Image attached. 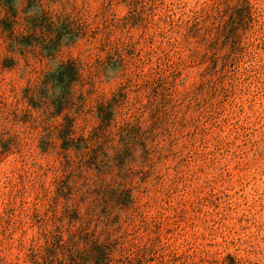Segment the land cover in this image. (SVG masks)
Instances as JSON below:
<instances>
[{
	"label": "rangeland",
	"instance_id": "rangeland-1",
	"mask_svg": "<svg viewBox=\"0 0 264 264\" xmlns=\"http://www.w3.org/2000/svg\"><path fill=\"white\" fill-rule=\"evenodd\" d=\"M11 5L0 264H264V0Z\"/></svg>",
	"mask_w": 264,
	"mask_h": 264
},
{
	"label": "trees",
	"instance_id": "trees-1",
	"mask_svg": "<svg viewBox=\"0 0 264 264\" xmlns=\"http://www.w3.org/2000/svg\"><path fill=\"white\" fill-rule=\"evenodd\" d=\"M12 1L13 0H6V4H8L10 10H13V7L11 5ZM64 36L65 34L62 33V31H59L58 35L56 36V39H53L47 45H45L44 49L48 51H55L58 48V46L61 44ZM57 73H56L57 75L56 74L49 75V78L52 79V81L56 82L57 85L61 86L64 90H66L69 84L76 79V75H77L73 63H69L61 66ZM103 258H104V254L100 252L98 259H96L95 263L99 264L100 259Z\"/></svg>",
	"mask_w": 264,
	"mask_h": 264
},
{
	"label": "clouds",
	"instance_id": "clouds-1",
	"mask_svg": "<svg viewBox=\"0 0 264 264\" xmlns=\"http://www.w3.org/2000/svg\"><path fill=\"white\" fill-rule=\"evenodd\" d=\"M120 9H121V11L124 13V14H126L127 13V5L126 4H121L120 5Z\"/></svg>",
	"mask_w": 264,
	"mask_h": 264
}]
</instances>
